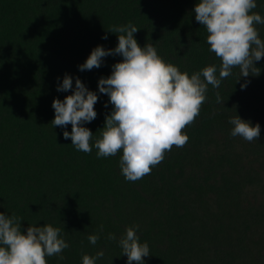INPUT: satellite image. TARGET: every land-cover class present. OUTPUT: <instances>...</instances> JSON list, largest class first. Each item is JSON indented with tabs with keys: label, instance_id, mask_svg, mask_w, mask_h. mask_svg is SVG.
<instances>
[{
	"label": "trees",
	"instance_id": "1",
	"mask_svg": "<svg viewBox=\"0 0 264 264\" xmlns=\"http://www.w3.org/2000/svg\"><path fill=\"white\" fill-rule=\"evenodd\" d=\"M197 3L0 0V212L22 218L25 232L44 224L61 228L69 247L64 259L47 257V264H82L83 255L98 251L104 256L96 264H127L119 239L136 225L151 253L144 264H264V57L255 62L258 76L240 78L236 67L219 88L208 85L199 116L183 130L186 145L173 146L137 181L123 176L122 153L98 158L94 146L91 153L77 151L63 136L71 124L51 123L53 100L72 93L57 91L58 85L68 74L74 88L79 77L98 95L97 117L84 126L93 132L90 143L100 137L113 105L98 80L123 57L107 56L90 71L79 65L97 45L116 47L118 35L107 31L113 26L138 27V44L153 45L181 72L215 65L218 74L221 60L195 19ZM256 3L252 11L264 17V0ZM256 28L264 40V24ZM236 115L259 123L258 140L230 135ZM101 225L92 245L88 236Z\"/></svg>",
	"mask_w": 264,
	"mask_h": 264
},
{
	"label": "clouds",
	"instance_id": "2",
	"mask_svg": "<svg viewBox=\"0 0 264 264\" xmlns=\"http://www.w3.org/2000/svg\"><path fill=\"white\" fill-rule=\"evenodd\" d=\"M256 7V0H198L195 5V19L207 31L209 51L221 60L218 74L215 65L191 75L181 72L177 66L165 62L153 45L138 44L134 37L138 27L131 23L113 26L107 31L118 35L116 47L105 49L97 45L79 65L80 71H90L101 67L107 56L123 57L112 65L111 75L98 80L99 92L106 94L113 105V110L105 116L103 128L99 129L100 137L94 145L90 143L93 132L84 126L97 117L94 107L97 93L89 90L79 77L73 88V78L68 74L57 91L72 89V93L63 100H53V127L66 129L71 124V132L65 130L63 136L71 139L77 151L91 153L94 146L98 158L122 153L120 169L126 180L137 181L149 175L173 146L181 148L188 142L183 130L199 116L207 99L208 85L219 88L236 67L240 69V78L260 74L255 62L264 57V40L256 25L264 24V17L252 11ZM103 39H107V34ZM246 84L247 81L241 88ZM216 99L222 102L219 92ZM229 123L233 125L232 137L239 136L248 142L260 137L259 123L252 125L239 115L230 118ZM21 221L20 217L0 212V264H47L46 258L51 256L64 259L62 252L69 244L60 235L61 228L44 224L28 226L25 232ZM138 227H128L119 239L127 264H144V258L151 254L147 242H140ZM100 232L103 225L96 234L88 236L92 245L100 239ZM107 239L116 240V236L109 233ZM103 256V251L95 256L85 254L82 264H96Z\"/></svg>",
	"mask_w": 264,
	"mask_h": 264
}]
</instances>
